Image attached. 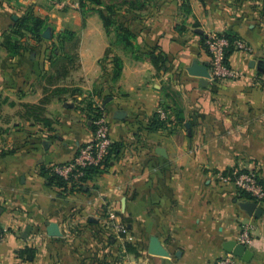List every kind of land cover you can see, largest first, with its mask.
<instances>
[{
  "label": "crops",
  "instance_id": "0c3cea01",
  "mask_svg": "<svg viewBox=\"0 0 264 264\" xmlns=\"http://www.w3.org/2000/svg\"><path fill=\"white\" fill-rule=\"evenodd\" d=\"M161 3L149 18L130 11L127 50L98 5L0 0V264H214L246 229L253 256L232 254L234 264H264V200L250 215L241 204L255 200L222 181L242 170L264 183V0ZM29 9L45 20L43 39L12 54L4 38ZM64 29L75 34L69 49L53 46ZM227 32L251 51L235 50L239 77L216 83L203 40ZM109 49L122 61L118 77ZM152 50L165 58L161 70ZM98 109L119 153L83 191L64 193L51 173L93 140ZM157 113L165 125L152 130ZM53 223L60 236L49 234ZM26 247L34 258L20 256Z\"/></svg>",
  "mask_w": 264,
  "mask_h": 264
},
{
  "label": "trees",
  "instance_id": "16d2710c",
  "mask_svg": "<svg viewBox=\"0 0 264 264\" xmlns=\"http://www.w3.org/2000/svg\"><path fill=\"white\" fill-rule=\"evenodd\" d=\"M81 7L85 8L87 7L90 2H93L94 5H98L100 8V15L103 19L105 28L107 33L112 34L115 33L117 36V43L122 45L127 50H133L134 48V40H135V33L132 30V27L128 22L122 21L120 18L117 17L118 8L115 5H108L105 6L103 1L101 0H79ZM124 4H127L128 12L132 10H145L146 7L144 4L138 5L135 1H126ZM45 27V20L44 18L37 14L33 9H29V12L26 13L19 21L16 22V24L11 28V34H8L5 36L3 41V47L10 53L16 54L22 47L25 46V44H28L30 40H33L35 43L42 41V32ZM74 32L72 30L64 29L61 32V35H59L58 40L53 41V46L61 45V48H64L63 45L66 44V41L73 42L74 41ZM225 38H227L230 42V45L225 51V63L230 66V58L233 52L236 49L235 47V41L238 39H242L237 37L236 35L232 33H223L219 34ZM67 39V40H65ZM207 37L203 40V46L210 55L208 50V45L206 43ZM111 53V50L109 49L107 51V59H105V63L112 64L115 70V77H118V75L121 72L122 69V61L119 57H113L109 58V55ZM148 58L152 61L154 66L161 70L163 68L164 64V56L161 53H157L156 50H152L150 53H148ZM216 83H221L220 81H216ZM36 110L37 116H40L41 108L38 106H32L30 105L28 107V111L32 112ZM102 113L101 110H97L95 112L93 120H95L96 117H99V115ZM37 119L40 120V117H37ZM41 120H46L41 117ZM165 125V122L160 119V115L157 113L152 121L151 129L152 130H158L160 128H163ZM119 145H116L113 143V147L111 152H113L115 158L117 157L119 153ZM111 163L105 162V168H102L101 166H89L85 169L78 168L74 173H77L79 171L84 172V176L80 177L78 180H75L73 177L70 176L69 178H65L55 171L51 173V176L49 178V182L51 185L58 186L63 190L64 193H70L75 191H83L85 184L91 179V177L97 173L105 172L109 169ZM233 172L227 171L224 173V176H230L233 177ZM259 183L264 188V183L259 179ZM239 193L242 195V198L245 199H254L249 193L245 191L239 190ZM36 249L31 247H26L20 252V256L23 258L31 259L36 256Z\"/></svg>",
  "mask_w": 264,
  "mask_h": 264
},
{
  "label": "built area",
  "instance_id": "2783aa9c",
  "mask_svg": "<svg viewBox=\"0 0 264 264\" xmlns=\"http://www.w3.org/2000/svg\"><path fill=\"white\" fill-rule=\"evenodd\" d=\"M66 3H62V7H66ZM209 50L210 57V73L211 79L215 81L223 82L225 80H235L239 77V73L232 70L225 63V51L230 45L227 38L219 34H211L207 37L206 41ZM235 47L237 50H242L245 52H250L251 47L244 39H238L235 41ZM161 115L165 117V113L161 112ZM95 126L93 140L84 145L77 155V157L70 163L58 165L54 168V171L59 175L69 178L72 174L75 180L84 176L83 171L74 173L78 168L85 169L89 166H101L105 168V162H112L115 158L113 152H111L113 147V141L110 135V121L107 115L102 112L99 117L93 120ZM230 176H224L222 181L224 183L231 182L236 188L241 191L249 193L256 202H262L264 200V188L259 183V178L255 172H239L235 171ZM112 218H115L112 216ZM117 230L120 233L126 232V226L123 224L116 225ZM6 234V229H4L0 224V241ZM251 235L248 229L244 230L239 238V243L249 245L251 244ZM234 256L232 254H226L224 257L218 259L214 264H234Z\"/></svg>",
  "mask_w": 264,
  "mask_h": 264
},
{
  "label": "water",
  "instance_id": "95a60500",
  "mask_svg": "<svg viewBox=\"0 0 264 264\" xmlns=\"http://www.w3.org/2000/svg\"><path fill=\"white\" fill-rule=\"evenodd\" d=\"M207 70V69H206ZM206 76L211 77V74L207 71ZM202 85L207 86L208 80L202 79ZM241 207L247 211L250 215L260 216L262 214V209L258 207V203L255 201H245L241 204ZM49 234L52 236H60L59 227L57 224H51L49 227ZM224 249L237 257L243 258L245 261H250L253 253L248 249L247 245L239 243L237 241H228L224 245Z\"/></svg>",
  "mask_w": 264,
  "mask_h": 264
},
{
  "label": "rangeland",
  "instance_id": "374dc122",
  "mask_svg": "<svg viewBox=\"0 0 264 264\" xmlns=\"http://www.w3.org/2000/svg\"><path fill=\"white\" fill-rule=\"evenodd\" d=\"M70 1L72 2V1H77V0H70ZM101 1H103L105 6L115 5L119 9L117 14H116L117 17L120 18L122 21H125V22L129 21V19H130L129 13L130 12H128V8L126 7L127 4L125 5L124 2L131 1V0H101ZM132 1H135L138 5H140V3L145 5L146 11H147L145 13V16L147 18H149L150 14L151 15L153 14L152 13L153 11H158V9L160 7H162L161 0H132ZM90 4L94 5L93 2H90ZM94 6L96 7L97 5H94ZM62 8H64V7H62ZM62 8H59V10H56L58 16H64V10H62ZM68 8H71V7H68ZM68 8H64V9H68ZM58 16H56V17L59 18ZM8 34H11V30L8 31ZM74 44H75L74 41L73 42H67L63 46L66 47L65 49H67V48L69 49V48L73 47ZM58 46L60 48L62 47L61 45H58ZM225 81H228V80H225ZM232 172H233V170H232ZM239 172H242V170H239Z\"/></svg>",
  "mask_w": 264,
  "mask_h": 264
}]
</instances>
